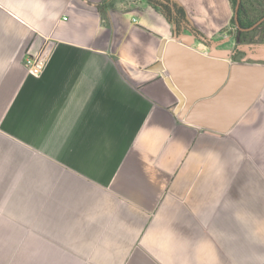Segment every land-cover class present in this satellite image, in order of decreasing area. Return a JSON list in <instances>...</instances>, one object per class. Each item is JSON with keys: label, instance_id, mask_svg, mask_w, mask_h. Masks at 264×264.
I'll use <instances>...</instances> for the list:
<instances>
[{"label": "crops", "instance_id": "crops-1", "mask_svg": "<svg viewBox=\"0 0 264 264\" xmlns=\"http://www.w3.org/2000/svg\"><path fill=\"white\" fill-rule=\"evenodd\" d=\"M171 2L0 0V264H264V89L222 132L264 18ZM176 33L207 60L168 87Z\"/></svg>", "mask_w": 264, "mask_h": 264}, {"label": "water", "instance_id": "water-1", "mask_svg": "<svg viewBox=\"0 0 264 264\" xmlns=\"http://www.w3.org/2000/svg\"><path fill=\"white\" fill-rule=\"evenodd\" d=\"M158 1L168 3L167 0ZM238 3L240 4L241 0H238ZM202 39L207 41L203 37ZM191 45L192 42L187 41L184 36H179L178 33L175 34L173 41H163L159 61L153 66V70L156 73L165 72L167 75L165 81L168 87H171L169 78L171 74L177 79L180 72L184 71L186 66L196 64L197 62L200 64L206 62L207 59L197 50L192 48ZM242 47H244V49L249 53V56L242 59L240 63L232 65L231 67L226 64L227 69H235L240 72V111L235 115L233 120L227 122L225 127L222 129V132L229 130L231 126H233V124H235L237 120H239V118L247 112V110L259 98L264 89V43L245 44L239 46V48ZM211 56L217 57L218 55L211 54ZM219 57L229 59L231 56L230 53H225ZM161 78L164 79V76H161ZM179 101L184 103L185 98L179 96ZM184 120L186 121V115H184Z\"/></svg>", "mask_w": 264, "mask_h": 264}, {"label": "trees", "instance_id": "trees-1", "mask_svg": "<svg viewBox=\"0 0 264 264\" xmlns=\"http://www.w3.org/2000/svg\"><path fill=\"white\" fill-rule=\"evenodd\" d=\"M155 5L160 6L165 13L170 17L178 16L180 14V10L176 5H174L175 10L172 9L171 0H167L168 3H162L157 0H147ZM233 7L235 9V18L232 21V25L237 30H245L248 28H252L258 22H254L253 19L250 17L249 8L247 7L246 0H241V3H238V0H231ZM262 16L261 19H263ZM260 19V20H261Z\"/></svg>", "mask_w": 264, "mask_h": 264}, {"label": "built area", "instance_id": "built-area-1", "mask_svg": "<svg viewBox=\"0 0 264 264\" xmlns=\"http://www.w3.org/2000/svg\"><path fill=\"white\" fill-rule=\"evenodd\" d=\"M67 20V18H65ZM47 64V52L46 50L38 55V56H33L29 57L26 60V67L29 70V72L34 75V76H40Z\"/></svg>", "mask_w": 264, "mask_h": 264}, {"label": "rangeland", "instance_id": "rangeland-1", "mask_svg": "<svg viewBox=\"0 0 264 264\" xmlns=\"http://www.w3.org/2000/svg\"><path fill=\"white\" fill-rule=\"evenodd\" d=\"M246 4L247 7L249 8L250 17L253 19L254 22H258L259 25H261L260 21L262 20L261 19L262 16H264V0H246ZM262 34L264 35V30ZM263 38L264 36L262 38L260 37V39ZM254 44H263V43H254Z\"/></svg>", "mask_w": 264, "mask_h": 264}, {"label": "flooded vegetation", "instance_id": "flooded-vegetation-1", "mask_svg": "<svg viewBox=\"0 0 264 264\" xmlns=\"http://www.w3.org/2000/svg\"><path fill=\"white\" fill-rule=\"evenodd\" d=\"M253 41L257 42V43H264V38L263 39H258V40H255L253 39ZM246 54H244L243 56L245 57Z\"/></svg>", "mask_w": 264, "mask_h": 264}]
</instances>
